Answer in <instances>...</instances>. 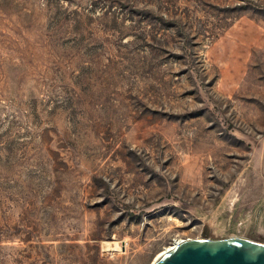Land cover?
<instances>
[{
    "label": "rangeland",
    "instance_id": "374dc122",
    "mask_svg": "<svg viewBox=\"0 0 264 264\" xmlns=\"http://www.w3.org/2000/svg\"><path fill=\"white\" fill-rule=\"evenodd\" d=\"M264 243V0H0V264H152Z\"/></svg>",
    "mask_w": 264,
    "mask_h": 264
},
{
    "label": "water",
    "instance_id": "95a60500",
    "mask_svg": "<svg viewBox=\"0 0 264 264\" xmlns=\"http://www.w3.org/2000/svg\"><path fill=\"white\" fill-rule=\"evenodd\" d=\"M154 264H264V243L240 236L182 239Z\"/></svg>",
    "mask_w": 264,
    "mask_h": 264
},
{
    "label": "bare ground",
    "instance_id": "6f19581e",
    "mask_svg": "<svg viewBox=\"0 0 264 264\" xmlns=\"http://www.w3.org/2000/svg\"><path fill=\"white\" fill-rule=\"evenodd\" d=\"M182 241V239H176L175 240V242L173 243V244H171L170 246H167V247H165L156 257H155V259H154V261L152 262V264H154L157 260H159L162 256H164V254L168 251V250H170V249H172L174 246H175V244H177V243H179V242H181Z\"/></svg>",
    "mask_w": 264,
    "mask_h": 264
}]
</instances>
